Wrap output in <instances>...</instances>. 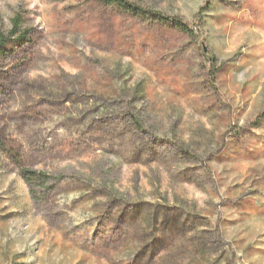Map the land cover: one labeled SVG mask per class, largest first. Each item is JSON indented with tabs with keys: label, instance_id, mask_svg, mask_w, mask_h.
Here are the masks:
<instances>
[{
	"label": "rangeland",
	"instance_id": "1",
	"mask_svg": "<svg viewBox=\"0 0 264 264\" xmlns=\"http://www.w3.org/2000/svg\"><path fill=\"white\" fill-rule=\"evenodd\" d=\"M0 0V264H264V0ZM214 63L212 67L211 63Z\"/></svg>",
	"mask_w": 264,
	"mask_h": 264
},
{
	"label": "trees",
	"instance_id": "2",
	"mask_svg": "<svg viewBox=\"0 0 264 264\" xmlns=\"http://www.w3.org/2000/svg\"><path fill=\"white\" fill-rule=\"evenodd\" d=\"M104 7H110L119 15L129 21H138L142 25L148 26V29L156 30L162 37L169 40L180 41L183 39L198 40L196 33L187 23H184L178 17H165L159 13L150 12L140 6L128 2L127 0H94ZM21 19L16 17L12 21V30L8 36L0 32V58L6 57L14 52L16 47L21 46L26 40L25 33H19L12 38L20 28ZM212 67L214 63H211ZM264 119V112L260 116ZM0 152L10 161V163L19 170V174L28 186L31 199L38 203L41 195L51 193L52 185L49 184L51 177L44 173L35 172L25 167L23 158L17 147L10 143L0 140Z\"/></svg>",
	"mask_w": 264,
	"mask_h": 264
}]
</instances>
